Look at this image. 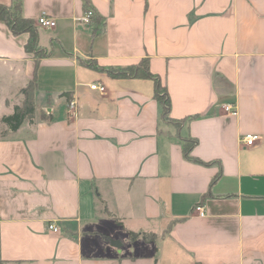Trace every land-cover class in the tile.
Listing matches in <instances>:
<instances>
[{
  "label": "crops",
  "instance_id": "crops-1",
  "mask_svg": "<svg viewBox=\"0 0 264 264\" xmlns=\"http://www.w3.org/2000/svg\"><path fill=\"white\" fill-rule=\"evenodd\" d=\"M20 2L45 54L0 20V264H264V0ZM144 57L177 123L152 80L88 65ZM31 79L34 117L8 130Z\"/></svg>",
  "mask_w": 264,
  "mask_h": 264
},
{
  "label": "trees",
  "instance_id": "trees-1",
  "mask_svg": "<svg viewBox=\"0 0 264 264\" xmlns=\"http://www.w3.org/2000/svg\"><path fill=\"white\" fill-rule=\"evenodd\" d=\"M84 1L86 2V0ZM0 20L4 21L14 34L22 32H27L29 34V38L25 45V48L28 51L34 52L36 57H40L45 54L44 50L38 47V35L34 21L30 18L24 17L21 13L20 0H16L11 6L0 4ZM92 20L94 21L93 23ZM89 24L93 27V34H97L103 30L104 22H102L101 16H97L95 13L91 16ZM88 65L98 70H105L113 77H140L152 80L154 84V97L160 103L162 119L174 123L179 121L170 117V98L166 86L162 83L159 75L150 71L147 57L142 58L137 64L128 66H111L104 68L98 66L95 62H88ZM35 88L36 81L35 79H31L26 86L20 89L22 101L14 106L11 114L5 115L1 118V122L8 130L15 131L24 121H32L35 111ZM195 142L196 141L191 138H187L186 140L183 139V151L187 158L198 161L197 158L189 155ZM128 234L132 240L141 236L146 242L154 241L157 237V235L153 232H141L138 234L136 232L129 231Z\"/></svg>",
  "mask_w": 264,
  "mask_h": 264
},
{
  "label": "built area",
  "instance_id": "built-area-1",
  "mask_svg": "<svg viewBox=\"0 0 264 264\" xmlns=\"http://www.w3.org/2000/svg\"><path fill=\"white\" fill-rule=\"evenodd\" d=\"M93 10L92 9H88L84 12L83 16H82V21L85 23V24H89L90 23V18L91 16L93 15ZM36 23L38 26H41V27H53L55 25V21L48 17L46 13H41L37 20H36ZM90 89H93V90H97L101 93H104L105 92V86L101 83H98V82H95L93 84H90L89 86ZM76 109V101L74 99H71L69 100L68 102V110L70 112H73L75 111ZM223 109L225 112H228V113H231V114H235L236 113V109L233 107L232 104H225L223 105ZM260 138L259 135L257 134H246L244 137H243V142L246 144V145H253L258 139ZM195 210L199 213V214H204L205 210H204V207L203 206H196L195 207ZM48 228L50 230H53V231H58V228L57 226H55L53 223L49 224L48 225Z\"/></svg>",
  "mask_w": 264,
  "mask_h": 264
},
{
  "label": "water",
  "instance_id": "water-1",
  "mask_svg": "<svg viewBox=\"0 0 264 264\" xmlns=\"http://www.w3.org/2000/svg\"><path fill=\"white\" fill-rule=\"evenodd\" d=\"M110 244H112L113 246L119 247L120 246V242L118 240H113V239H108Z\"/></svg>",
  "mask_w": 264,
  "mask_h": 264
}]
</instances>
